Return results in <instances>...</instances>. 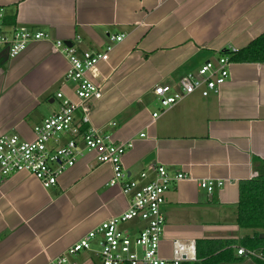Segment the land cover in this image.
<instances>
[{
	"label": "crops",
	"instance_id": "obj_1",
	"mask_svg": "<svg viewBox=\"0 0 264 264\" xmlns=\"http://www.w3.org/2000/svg\"><path fill=\"white\" fill-rule=\"evenodd\" d=\"M0 7L6 34L15 27L48 34L13 59L0 57V133L32 138V127L46 117L36 111L42 99L58 103L59 91L74 99L56 39L99 51L108 34H124L89 74L102 92L90 119L115 141L133 140L122 158L128 178L145 183L139 174L151 178L156 165L189 176L165 193L161 253L171 255L173 240L188 245L252 234L235 219L239 182L264 163V63L232 62L217 93L187 95L155 118L160 107L148 103L155 85L176 89L204 61L262 34L264 0H0ZM110 176V165L92 154L48 188L27 173L8 176L0 183V264H46L94 225L124 211L128 198L107 185ZM202 178L224 184L209 194L198 186ZM94 248L73 259L100 264ZM237 256L235 264H255Z\"/></svg>",
	"mask_w": 264,
	"mask_h": 264
},
{
	"label": "built area",
	"instance_id": "obj_2",
	"mask_svg": "<svg viewBox=\"0 0 264 264\" xmlns=\"http://www.w3.org/2000/svg\"><path fill=\"white\" fill-rule=\"evenodd\" d=\"M124 34H108V43L103 49L93 51L79 49L73 44L56 39L53 44L67 59L65 77L74 83V99L57 92L58 109L51 112L40 123L32 127V138H23L17 133H0V183L15 173L33 176L44 188L57 183L58 178L85 154H92L99 164L111 167L107 182L110 187H119L127 196L124 211L111 215L89 229L77 241L46 264H80L73 258L83 251L93 249L100 264H182L195 260V243L186 245L173 240L170 256L161 253L164 239L165 216L163 204L165 193L170 186L189 176L179 172L170 175L162 165L152 169V176L141 172L139 180L128 178L122 166L123 155L132 147L133 140L115 141L109 133L101 131L91 123L90 114L94 101L102 97L100 87L90 78L97 64L107 59L113 44L124 38ZM48 39L42 31H32L26 27H15L6 34L0 7V57L7 60L17 57L35 41ZM78 42L80 37L76 36ZM239 49L230 47L231 53ZM232 62L228 55L220 53L214 60H206L195 71L183 75L177 88L169 84L153 87L160 112L178 103L187 95L198 92L206 97L217 93L229 76ZM114 125V123H111ZM144 134L141 133L142 137ZM257 173H254V177ZM223 179L202 178L198 186L207 193L222 186ZM131 222L130 226L126 223ZM237 255L249 259L261 257L243 247L236 249Z\"/></svg>",
	"mask_w": 264,
	"mask_h": 264
},
{
	"label": "trees",
	"instance_id": "obj_3",
	"mask_svg": "<svg viewBox=\"0 0 264 264\" xmlns=\"http://www.w3.org/2000/svg\"><path fill=\"white\" fill-rule=\"evenodd\" d=\"M231 62L264 63V32L254 38L236 53L223 50ZM3 61V60H2ZM236 225L251 231L240 239H197L195 240V260L182 264H235L240 260L236 249L258 252L261 257H253L255 264H264V163L257 168V176L242 180L238 187Z\"/></svg>",
	"mask_w": 264,
	"mask_h": 264
},
{
	"label": "rangeland",
	"instance_id": "obj_4",
	"mask_svg": "<svg viewBox=\"0 0 264 264\" xmlns=\"http://www.w3.org/2000/svg\"><path fill=\"white\" fill-rule=\"evenodd\" d=\"M54 93L55 91L53 92V94ZM148 105H150V107H155V108L157 105L159 106L156 97L153 96L152 99L149 101ZM2 107H6L4 103L2 104ZM57 108H58L57 102L49 104L46 100L42 99L41 106H39L36 111L41 114H44L45 116H48L53 110L55 109L57 110ZM10 133H14V131ZM130 225H131V222L126 223V226H130Z\"/></svg>",
	"mask_w": 264,
	"mask_h": 264
},
{
	"label": "water",
	"instance_id": "obj_5",
	"mask_svg": "<svg viewBox=\"0 0 264 264\" xmlns=\"http://www.w3.org/2000/svg\"><path fill=\"white\" fill-rule=\"evenodd\" d=\"M66 43V42H65ZM68 45H70L71 43H67ZM4 60H6L5 58H4ZM153 153H150V154H148L144 159H143V162L146 164V163H148V162H150L152 159H153ZM245 264H253L252 262H250V261H248V262H245Z\"/></svg>",
	"mask_w": 264,
	"mask_h": 264
}]
</instances>
